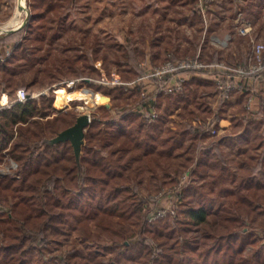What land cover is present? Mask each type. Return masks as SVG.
Listing matches in <instances>:
<instances>
[{
    "label": "trees",
    "instance_id": "16d2710c",
    "mask_svg": "<svg viewBox=\"0 0 264 264\" xmlns=\"http://www.w3.org/2000/svg\"><path fill=\"white\" fill-rule=\"evenodd\" d=\"M75 1L31 0L29 17L19 29V39L11 54L0 60V84L3 85L0 91L6 86L15 88L17 76L27 69L32 72L31 83L42 73V79L47 78L49 82L75 77L95 86L91 76L99 71L88 62L80 64L82 59L88 60L85 54H71L70 48H66L63 51L66 50L68 59L61 60L50 45L61 34L66 12ZM192 11L196 12V7ZM175 56L172 57L180 58ZM50 60L54 63L51 61L48 66ZM41 63H46L45 67H39ZM127 70L131 74L125 76L126 80L136 78L143 69L132 65ZM205 79L191 76L188 81ZM100 86L106 93L117 92L115 99L131 102L137 91L104 84L96 88ZM151 96L139 99L140 93H137L135 98L147 105L154 103ZM14 98L15 92L10 93V100ZM52 101V95L42 94L38 99L0 106V164L8 159L17 163L16 176L0 175V205L7 207L5 210L0 206V264H120L154 261L158 255L162 264H186L182 261V251L194 252L201 264H264V237L248 230L251 221L264 226V171L260 175L222 174L232 183L220 184L216 190L211 186L208 204L203 202L204 197L202 201H194L186 208L183 221L164 217L149 219L150 211H142V200L126 182L130 179H135L136 184L142 182L144 168L160 166L167 173L181 168L194 171L207 165L216 168L218 164L211 161L208 152L198 150L193 143L191 153L190 143L184 149L190 153L185 158L179 159L183 152H176L185 134L197 140L206 135L205 127L191 126L160 140L162 117L151 121L130 106L102 105L104 113L94 115L85 133L78 166L69 141L46 142L52 134L76 120L73 114L44 119L51 112ZM239 136L247 141L255 139L257 134L251 136L249 128H244ZM252 146H264V140ZM244 153L246 156L237 158L240 167L255 157ZM261 157L264 160V155ZM212 176L215 178L216 174ZM172 181L173 186L180 184L179 177ZM185 186L186 183L177 192L181 199ZM213 192L215 199L209 194ZM69 213L78 217L75 226L69 223ZM98 226L117 244L100 248L102 236L96 231ZM192 230H198L197 240L184 237V233ZM69 235L80 244L56 261L50 257L43 259L44 248L53 237ZM177 239H182L181 244L170 243ZM249 245L258 247L246 255Z\"/></svg>",
    "mask_w": 264,
    "mask_h": 264
},
{
    "label": "rangeland",
    "instance_id": "374dc122",
    "mask_svg": "<svg viewBox=\"0 0 264 264\" xmlns=\"http://www.w3.org/2000/svg\"><path fill=\"white\" fill-rule=\"evenodd\" d=\"M17 2L18 0H0V60L11 54L13 45L20 37V28L14 31H7L14 28L12 26L3 28L14 17ZM30 2L31 0H25L29 12ZM195 7L197 11L193 12L192 9ZM66 13L68 14L61 34L57 39H53L50 45L55 54L59 53L61 60L68 59L66 50L63 51L66 48H70L71 54H85L88 60L82 59L80 64L88 62L99 71L91 76L95 86L76 79V85L68 88L65 81L75 77L49 82L47 78L42 79V73L31 83L32 72L27 69L17 76L15 88L6 86V89L0 91V104L11 101L10 93L15 92L16 98L17 91L23 89L29 98L38 99L42 94L53 96L51 112L44 119L63 114L70 117L73 114L77 117L85 112H89L93 118L94 115L101 116L104 113L102 105L112 107L117 104L116 108L130 106L132 110L138 112L139 106L144 105L138 100L152 95L154 103L148 102L147 105L158 113L155 120L159 117L164 120L163 129L159 134L160 140H163L164 136L190 129L191 126L205 127L206 131L208 130L206 135L193 140L185 134L182 144L175 150L183 152L178 156L182 159L191 153L193 145H196L198 150L201 149L200 151L207 149L205 152H208L211 161L218 164L216 168L211 169L207 165L194 171H191V168L186 170L181 168L175 173H167L158 166L144 168L141 174L143 181L139 184H136L135 179L127 180L126 184L133 187L142 200V211L144 213L150 211L148 215L157 214L159 209H163L166 212L164 218L183 221L186 219V208L194 201H202L204 197L203 202L208 204L207 196L211 186L216 190L220 184L232 183L225 180L222 174L234 173L237 176L240 173L251 172L260 175L264 171V160H261L264 146L258 148L252 146L261 139L264 140V69L254 73L250 78H244L245 84L239 86L243 82V77H239V71L248 65L253 46L257 44L261 46L260 56L264 63V0H76ZM26 17L24 9L20 23L25 20L27 22ZM244 19L251 27L250 32L245 35L239 30ZM227 35L228 42L221 45L219 39ZM96 48L97 50H94ZM116 48L119 51H116ZM175 55H179L180 58L172 57ZM187 56L197 57L205 67L196 71L179 72L178 74L183 75L186 80L178 91H165L168 79L159 80L146 76L151 68L161 65L168 59L178 60ZM51 61H48L50 63H47L48 66L54 63ZM45 65L46 63H41L39 67ZM132 65L142 68V73L134 79L126 80L125 76L131 74L127 69ZM114 76L119 79L116 81ZM191 76L206 79L201 82H189ZM229 82H235L236 87L226 91L225 87ZM102 84L137 89L138 92L134 91L132 97H129L132 102L123 98L115 99L117 92L109 94L102 86L96 88V85ZM2 87L0 84V89ZM137 93H140L141 97L138 100V96L135 98ZM89 97L92 103L89 102ZM250 97L251 103L248 102ZM97 102L98 104L94 106L93 104ZM244 128H249L250 135L257 134V137L251 138V141L240 138L239 135ZM212 129L215 132H211ZM242 139L244 141L239 142ZM189 143L190 153H187L189 151L184 149ZM244 152L255 157L251 162H246L244 167H240L237 158L246 156ZM16 168L17 163L8 159L0 164V175L16 176ZM213 174H216L215 178ZM178 177L181 185L173 186L172 179ZM185 183L181 199L177 192L181 191ZM209 194L215 199L214 192ZM3 205H0L2 209L7 210L5 204ZM172 209L176 210L175 214L169 213ZM68 220L71 226H75L78 217L69 213ZM248 227V230H254L256 234L264 237V226L251 221ZM102 229L104 228L96 227V231L102 236L100 248L116 245L113 238ZM183 235L187 239L197 240L199 232L192 230ZM180 241L182 239L175 242L171 240L170 243L179 245ZM76 244L80 243L74 240L72 235L53 237L44 248L42 257L43 259L50 257L56 261ZM257 247L258 245H249L246 255L251 254ZM114 248L116 247L114 246L113 250ZM262 251L264 252V248ZM160 257L158 255L154 261H123L120 264H162L163 260ZM200 260L194 252L182 251L184 263L201 264Z\"/></svg>",
    "mask_w": 264,
    "mask_h": 264
},
{
    "label": "built area",
    "instance_id": "2783aa9c",
    "mask_svg": "<svg viewBox=\"0 0 264 264\" xmlns=\"http://www.w3.org/2000/svg\"><path fill=\"white\" fill-rule=\"evenodd\" d=\"M250 29L251 27L249 26V22L244 19L242 26L239 27L240 33L243 35L248 34L250 32ZM228 40H229V35L224 36L222 39H219L218 42L221 45H224L228 42ZM252 50H253V53L251 54L249 58L248 65H245L244 68H242L239 71V74H240L239 77H243V80H242L243 82H241L239 86L241 85L243 86L245 84L246 81H244V78L246 79L250 78L254 73L262 71L264 69V63H262L261 56H260L261 46L257 44L256 46H253ZM9 52L10 51L8 50L7 54H9ZM204 67L205 66L201 62H199L197 57L187 56L185 58H181L178 60L168 59L161 65L151 68L149 72H147L146 76L157 78L159 80L168 79L165 91H173V90L178 91L182 88V85L184 81L186 80V78L183 77V75L178 74L179 72L181 71L186 72L187 70L196 71ZM114 79L117 81L119 78L114 76ZM76 83H77L76 79L65 81V85L68 88L74 87ZM235 87H236L235 82H229L227 83L225 90L227 91ZM28 98H29V95L23 89H21L17 91L16 98H14L11 101H8V103L7 102L1 103L0 106L9 104L12 102H21ZM251 101H252V98L250 97L248 99V102L251 103ZM97 104L98 102L94 103L93 105L96 106ZM138 112L142 114V116L147 120L152 121L158 117V113L154 109L149 108L148 105H140L138 108ZM211 132H215V131L212 129ZM169 213L173 214L174 210L173 209L170 210ZM165 215H166V212L163 209H159L157 214L149 215V219H156L159 217H164Z\"/></svg>",
    "mask_w": 264,
    "mask_h": 264
},
{
    "label": "water",
    "instance_id": "95a60500",
    "mask_svg": "<svg viewBox=\"0 0 264 264\" xmlns=\"http://www.w3.org/2000/svg\"><path fill=\"white\" fill-rule=\"evenodd\" d=\"M23 8L26 10V13H27L26 18L28 19L29 10L26 7V5H24ZM25 23H26V20L22 21L16 27L11 28L10 30H7V31L17 30L21 28ZM91 118L92 117L89 112L79 114L76 117V120L72 125L62 129L53 137L46 139V142L49 144H55V143L62 142V141L63 142L69 141L73 147L76 163L79 166L80 158L82 154V146L84 145V142H85V133H86V129L88 128L91 122Z\"/></svg>",
    "mask_w": 264,
    "mask_h": 264
},
{
    "label": "bare ground",
    "instance_id": "6f19581e",
    "mask_svg": "<svg viewBox=\"0 0 264 264\" xmlns=\"http://www.w3.org/2000/svg\"><path fill=\"white\" fill-rule=\"evenodd\" d=\"M24 5H25V0H18L15 15L8 23H6V25L3 26L4 29L11 26L16 27L20 23V16L22 14V11H24L23 8ZM89 102L92 103V99H90Z\"/></svg>",
    "mask_w": 264,
    "mask_h": 264
},
{
    "label": "crops",
    "instance_id": "0c3cea01",
    "mask_svg": "<svg viewBox=\"0 0 264 264\" xmlns=\"http://www.w3.org/2000/svg\"><path fill=\"white\" fill-rule=\"evenodd\" d=\"M232 142H234V141H232ZM237 142V141H236ZM239 142H241V141H239ZM205 149V148H204ZM206 150V149H205Z\"/></svg>",
    "mask_w": 264,
    "mask_h": 264
}]
</instances>
